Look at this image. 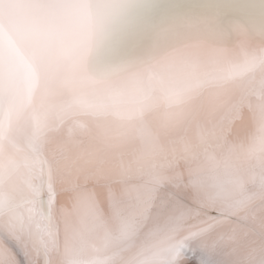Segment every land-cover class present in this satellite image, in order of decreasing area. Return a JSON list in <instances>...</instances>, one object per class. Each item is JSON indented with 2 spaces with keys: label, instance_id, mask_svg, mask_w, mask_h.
Returning a JSON list of instances; mask_svg holds the SVG:
<instances>
[{
  "label": "bare ground",
  "instance_id": "bare-ground-1",
  "mask_svg": "<svg viewBox=\"0 0 264 264\" xmlns=\"http://www.w3.org/2000/svg\"><path fill=\"white\" fill-rule=\"evenodd\" d=\"M6 245L19 264H264V0H0Z\"/></svg>",
  "mask_w": 264,
  "mask_h": 264
},
{
  "label": "water",
  "instance_id": "water-1",
  "mask_svg": "<svg viewBox=\"0 0 264 264\" xmlns=\"http://www.w3.org/2000/svg\"><path fill=\"white\" fill-rule=\"evenodd\" d=\"M29 123V122H28ZM27 121L22 125V126H24L25 124H26V126H25V128L24 129H26V127H27ZM22 126H19V128H21L22 129ZM11 131V130H10ZM31 150L29 149V151H25L24 152V154H26V156H25V160H29V158H28V156H31ZM40 158H41V156H40ZM31 163V162H30ZM29 163V164H30ZM27 165V164H26ZM44 173H46V170L44 169ZM30 180V179H29ZM30 183H31V181H30ZM47 184H48V180H47V178L44 180V184H43V186H42V188L40 189L41 191H40V193H39V191L37 192V194H34V195H32L30 198L33 200V198H34V196H37L38 195V201H36V208H37V210H38V213H37V215H35V216H33V222H34V224L36 225V224H38V225H40V226H42L43 224H44V226H50L51 225V216H49V209H50V207H49V203H48V199H47V196H46V193H45V191H46V189L48 190V187H47ZM16 186V185H15ZM1 189H2V187H1ZM9 190H7L6 191V193L5 194H7V193H9L8 192ZM190 223V222H189ZM193 225V224H192ZM193 227V226H192ZM195 228H196V226H194ZM186 228H188V226L187 225H184L183 227H181V229H180V231L182 232V230L183 229H186ZM189 228H191V226L189 227ZM161 253H158V254H156V255H154L151 259H150V262L148 263V264H157V262H159L160 260H164L165 258L164 257H162L161 255H160ZM182 254V253H181ZM176 255H180V253L179 254H176ZM172 256H175V254H173ZM183 257V256H182ZM174 258H176V257H174ZM181 257H178L177 259H180ZM165 262H168V261H166V259L164 260ZM175 263V262H174Z\"/></svg>",
  "mask_w": 264,
  "mask_h": 264
},
{
  "label": "snow or ice",
  "instance_id": "snow-or-ice-1",
  "mask_svg": "<svg viewBox=\"0 0 264 264\" xmlns=\"http://www.w3.org/2000/svg\"><path fill=\"white\" fill-rule=\"evenodd\" d=\"M0 264H19L15 251L7 245L5 246V251L2 254V258H0Z\"/></svg>",
  "mask_w": 264,
  "mask_h": 264
}]
</instances>
